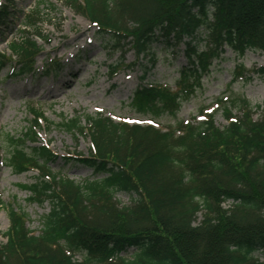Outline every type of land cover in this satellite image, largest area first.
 Segmentation results:
<instances>
[{
    "label": "trees",
    "instance_id": "1",
    "mask_svg": "<svg viewBox=\"0 0 264 264\" xmlns=\"http://www.w3.org/2000/svg\"><path fill=\"white\" fill-rule=\"evenodd\" d=\"M5 1L0 31L11 22L12 0ZM65 1L115 45L131 44L138 58L155 59L154 43L174 54L185 45L175 88L140 83L133 94L131 105L152 120L176 115L228 49L237 56L264 52V0ZM39 14L38 5L26 16L22 37L9 43L10 54L0 52V69L11 63L14 75L35 72L43 51L38 39H45ZM51 62L58 73L60 64ZM232 103L240 114L224 105L221 126L210 111H201L203 120L165 128L102 113L84 114L85 123L80 115L63 119L60 126L90 141L87 154L62 157L65 165L93 169L81 181L49 165L59 155L39 143L47 119L31 106L33 120L21 133H0V168L37 171L22 187L29 201L48 202L50 209L36 233L27 212L8 206L0 264H264V116L254 117L261 104L246 97ZM119 192L136 197L122 205Z\"/></svg>",
    "mask_w": 264,
    "mask_h": 264
},
{
    "label": "rangeland",
    "instance_id": "2",
    "mask_svg": "<svg viewBox=\"0 0 264 264\" xmlns=\"http://www.w3.org/2000/svg\"><path fill=\"white\" fill-rule=\"evenodd\" d=\"M5 2L0 0V5ZM38 5V25L45 39H38L43 51L36 57L35 73L16 76L11 75L10 65L0 69V133H21L33 120L30 107L36 108L47 119L39 131V143H48L50 149L59 154L49 165L81 181L93 177V169L65 165L62 157L76 152L87 154L90 141L85 135L68 131L58 123L78 115L85 123L84 114L97 113L118 122L151 123V115L131 105L133 94L140 83L156 82L175 88L179 70L187 62L183 52L185 45L177 46L179 52L174 54L172 48L154 43L155 59L151 55L138 58L131 44L115 45L65 0H12L9 3L11 22L0 31L1 53H10L9 43L22 37L26 16ZM203 44L200 42L199 46ZM53 59L63 66L58 73L51 64ZM263 68L264 52L247 50L243 56H237L228 49L222 60L215 61L211 71L202 77L193 95L183 101L176 115L165 114L153 122L167 127L178 120L193 121V117L200 121L204 118L201 111L210 110L216 113L215 120L221 126L226 124L224 105L240 114L232 103L235 96L246 97L254 106L261 104V109L254 108V117L261 118L264 116V73L260 71ZM244 69L248 70L244 77L235 80L237 73ZM36 175L35 170L16 174L8 166L0 168V199L4 202L0 211L1 240H6L3 233L10 226V205L29 214L27 224L34 232L38 233L42 227L41 216L49 211L50 205L29 201V192L22 187L33 182ZM116 197L122 205H127L136 196L119 192ZM228 205L226 202L225 206ZM200 219L202 214H199Z\"/></svg>",
    "mask_w": 264,
    "mask_h": 264
}]
</instances>
